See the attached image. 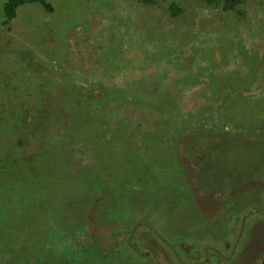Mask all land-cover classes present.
Returning a JSON list of instances; mask_svg holds the SVG:
<instances>
[{
  "label": "rangeland",
  "instance_id": "374dc122",
  "mask_svg": "<svg viewBox=\"0 0 264 264\" xmlns=\"http://www.w3.org/2000/svg\"><path fill=\"white\" fill-rule=\"evenodd\" d=\"M0 0V264H264V0Z\"/></svg>",
  "mask_w": 264,
  "mask_h": 264
},
{
  "label": "trees",
  "instance_id": "16d2710c",
  "mask_svg": "<svg viewBox=\"0 0 264 264\" xmlns=\"http://www.w3.org/2000/svg\"><path fill=\"white\" fill-rule=\"evenodd\" d=\"M145 3H154L156 0H142ZM204 2L208 4H216L220 5L223 10L232 9L234 6H236L237 3L240 2V0H203ZM38 3L44 8L46 11H51L52 6L48 2V0H8L4 6V15L6 20H10L12 17H14L16 8L24 3Z\"/></svg>",
  "mask_w": 264,
  "mask_h": 264
}]
</instances>
